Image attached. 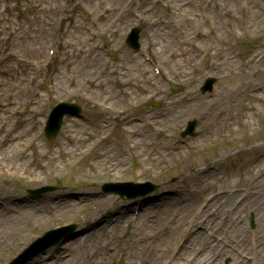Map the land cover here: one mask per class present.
I'll return each mask as SVG.
<instances>
[{
    "label": "rangeland",
    "instance_id": "rangeland-1",
    "mask_svg": "<svg viewBox=\"0 0 264 264\" xmlns=\"http://www.w3.org/2000/svg\"><path fill=\"white\" fill-rule=\"evenodd\" d=\"M192 1L0 0V124L7 122L0 131V264H8L47 231L75 224L78 238L103 214L110 217L125 207L130 208V218L113 233L91 235L85 247L76 249H70L72 239L29 264H69L77 259L80 264H130L129 237L135 230L142 237L152 235L149 246L162 251L171 248L183 230L204 233L205 225L198 229L192 214L197 207L209 216L215 210L220 214L207 226L214 233L215 260H222L228 249L224 242L239 244L237 233L243 229L249 242L240 251L262 264L264 197L260 206L252 208L235 206V198L229 207L221 198L210 204L208 200L215 193L234 190L242 198H252L264 186V159L258 160L264 153V0ZM49 4L51 10H47ZM75 22L81 28H75ZM132 27L141 28L142 49L162 67V79L142 55L122 44ZM55 41L56 54L47 66ZM208 78L217 83L213 92L203 95L201 88ZM47 92L52 95L49 102ZM60 101L80 104L82 115L68 118L53 140L43 136L26 149L42 131L45 113ZM98 104L117 112L108 113ZM189 121L197 123L196 135L182 138ZM106 133L110 138L101 143L102 148L86 157L76 149L94 146L98 135ZM129 139L141 144L137 154L128 155ZM153 148L157 154L143 166L142 155ZM178 149L185 153L183 157ZM71 156L76 158L69 164ZM50 158H56L64 170L55 171L56 163H50ZM95 158L100 159L97 169L91 166ZM41 164L49 170L36 167ZM130 181H150L159 189L137 199L102 192L104 184ZM46 186L57 189L41 198L28 193ZM175 189L186 195L189 202L182 205L193 212L181 215L165 207L154 222L149 221L142 204L151 199L157 206L162 196ZM77 190L110 201L96 215L93 203L63 218L44 209ZM27 198L30 207H26ZM233 208L240 209L242 221ZM190 220L193 224L188 227ZM153 223L158 231L152 230ZM202 256L203 249L194 258ZM167 257L168 253L156 262L165 264ZM232 261L226 256L223 264Z\"/></svg>",
    "mask_w": 264,
    "mask_h": 264
},
{
    "label": "bare ground",
    "instance_id": "bare-ground-1",
    "mask_svg": "<svg viewBox=\"0 0 264 264\" xmlns=\"http://www.w3.org/2000/svg\"><path fill=\"white\" fill-rule=\"evenodd\" d=\"M100 1L105 2L107 0H100ZM116 1L118 2L119 0H116ZM194 2L195 0L192 1V3ZM196 2L198 3V1ZM54 3L55 2H52L53 5ZM52 8L53 6L49 4V8H47V10H51ZM153 26H155V24H153ZM75 28H81L78 22H75ZM165 29L168 30V26L164 27V32H165ZM167 42L173 44V41L171 39H169ZM163 46L165 47L164 44ZM3 131L4 129L2 130V132ZM7 132L8 131H5V133ZM67 133L70 136L69 131H67ZM127 133L131 134L132 136H142V134H140L137 131H134V132L127 131ZM97 146H100V148H102L101 145H96L94 147H97ZM140 146H141L140 143L131 142L129 139L126 142V148L129 150L128 155L137 154ZM76 149L80 151L82 156H86L91 153L93 148L89 147L88 145H81V146H78ZM157 150H158L157 148L149 149L144 155H142V163H143L142 165L143 166H145L148 162H151L153 160L152 157L154 154H157ZM109 151H112V148ZM178 151L181 152V149H178ZM180 155L183 157L185 153L181 152ZM75 158L76 156H71L67 162L69 164H72ZM155 159H158V157ZM95 160H96V163L91 164V166L97 169L98 165H100V159L95 158ZM50 161L51 162L55 161L56 163L55 169H54L55 171L61 172L64 170V165L63 167L59 165L56 158H53V159L50 158ZM121 165H122V162L117 163L116 168H119ZM36 167L41 169L42 171L49 170L47 165H44V164L37 165ZM31 175L29 174V176ZM263 189H264V186H263ZM66 195L67 196H65L63 200H60L58 202H52L50 206H46L44 209H47L49 214L56 213V215L52 214L53 216L61 215L63 218V217L73 216L72 212L82 208V205L93 203L94 208L96 209L95 212H93V215H96V214H99V212H101V210L104 207H106L107 203L110 201V199H99L98 197L94 196V194H90L87 191H81V190L71 191V192H68V194ZM219 197L220 195H215L213 198H211V200L208 201V203L210 204V202H213ZM263 197H264V193L262 194V189L259 188L257 197L256 196L253 197V199L250 200V202H246L245 204L250 207L255 206V205L260 206ZM225 198H228V197H225ZM160 201H161V205L169 208L171 212H173L174 209L178 210V213L181 215H185V214L188 215V214H191V212H193V209L190 206L182 205L184 204L183 194L177 189L173 190L170 194L166 196H162ZM30 203L31 201L27 198L26 207ZM223 203L226 207H229V205H231V200L225 199L223 200ZM35 208L36 206L33 207V209ZM129 209L130 208H123V209L111 212L112 215L110 217H107V215L103 214L100 218L96 219L94 222H91L90 225L87 228H85L83 232L81 233L82 236L73 240L74 242H73V245L70 247V249H72L73 247L74 249L79 248L81 245L85 247L91 235H97V234L101 235L103 234L104 231L109 232V234L113 233V231L116 230V228L118 227V224L121 225L124 219L128 220L130 218V214L128 213ZM158 209L159 207H157L156 205L154 206L152 202H147L143 204L142 213L143 215L147 216V219L149 221L154 222L155 216L159 214ZM263 209H264V205H263ZM256 211L257 210H254L255 213ZM237 213H238V220L240 218V221H242V217L239 216L240 211H238ZM204 215L208 216L207 219L205 218V216L202 219H199V217L196 218L197 226H200L201 228V225H205L206 229L204 233L197 232V231L194 232L193 228H191L190 230H183L179 238L176 239V243L171 248L167 249L166 251L159 250L156 247H150L149 246L151 243L150 241H152L153 236L148 234L146 237H142L141 236L142 233L137 232L135 230L134 233H131V236L129 237V240L131 241V244L133 246L132 257H130L131 253L127 256V259L131 260L130 264H149L151 262H154V264H158V262L156 261L159 259L163 260L164 254H167V253L169 254V258L167 257L168 258L167 264H191V262H193V264H207L208 262L209 264H213V260H214V264H223V259L226 256L233 258V261L231 262V264H251L249 261H246L241 256L239 257L235 253L237 249L241 250L242 247H244L245 243L249 242L246 232L243 229H241V231L237 233V236H239V238L241 239L239 240L240 241L239 244L232 246L231 250H226V252L223 255H221L222 257L220 259L222 260L217 261L213 258L212 253H213V250H215V245L212 239L214 238V235H213L214 233L212 234L207 229V226L209 228L212 219L209 218V214L204 213ZM216 216L220 217L218 210H215V213L212 214V217H216ZM45 222L48 225L50 224L51 221L46 220ZM152 225H153L152 230H156L157 227L155 223H153ZM179 229H181V227H179ZM85 231H87V234H84ZM226 233H227L226 235L227 238L230 237L229 228L225 231V234ZM156 234H160V232H156ZM137 242H139V245H137ZM0 248H1V245H0ZM201 249H203L204 251V256H202L200 260H196L194 256L198 251L200 252ZM189 255L190 257H193L192 261H189L190 259ZM248 256L250 255L248 254ZM99 262H104V261H99ZM99 262L95 264H99ZM50 264H54V263H50ZM69 264H80V260L79 259L74 260L73 263L69 262ZM92 264H94V262ZM262 264H264V261L262 262Z\"/></svg>",
    "mask_w": 264,
    "mask_h": 264
}]
</instances>
